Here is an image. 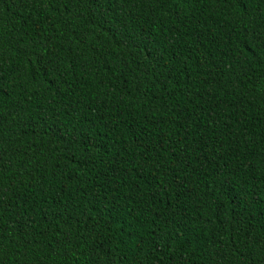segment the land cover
<instances>
[{"label": "trees", "instance_id": "obj_1", "mask_svg": "<svg viewBox=\"0 0 264 264\" xmlns=\"http://www.w3.org/2000/svg\"><path fill=\"white\" fill-rule=\"evenodd\" d=\"M0 264H264V0H0Z\"/></svg>", "mask_w": 264, "mask_h": 264}, {"label": "snow or ice", "instance_id": "obj_2", "mask_svg": "<svg viewBox=\"0 0 264 264\" xmlns=\"http://www.w3.org/2000/svg\"><path fill=\"white\" fill-rule=\"evenodd\" d=\"M256 43H260V41H255Z\"/></svg>", "mask_w": 264, "mask_h": 264}]
</instances>
